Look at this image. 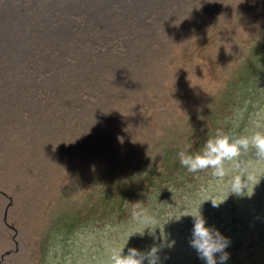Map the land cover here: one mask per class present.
Listing matches in <instances>:
<instances>
[{"label": "rangeland", "instance_id": "obj_1", "mask_svg": "<svg viewBox=\"0 0 264 264\" xmlns=\"http://www.w3.org/2000/svg\"><path fill=\"white\" fill-rule=\"evenodd\" d=\"M96 1L3 5L0 264H109L125 245L205 264L182 216L199 207L230 241L224 264H264V162L250 149L217 178L179 160L218 131H264V0H138L123 20L128 0L89 18ZM236 176L249 196L230 194Z\"/></svg>", "mask_w": 264, "mask_h": 264}, {"label": "clouds", "instance_id": "obj_2", "mask_svg": "<svg viewBox=\"0 0 264 264\" xmlns=\"http://www.w3.org/2000/svg\"><path fill=\"white\" fill-rule=\"evenodd\" d=\"M250 149L255 151V157L258 161L264 162V131L256 130L250 135L239 137H230L228 134L218 131L215 136L204 142L203 148L199 151L190 153L186 149H181L179 160L180 164L189 172L196 173L210 169L213 176L223 178L226 175L225 162L236 161L242 152L246 153ZM251 178L249 175L247 179L250 180ZM247 187V183L240 176H236L231 182L230 194L247 195ZM208 200H211L214 207H218L225 201L218 203L214 199ZM182 216H190L193 219L192 238L189 243L196 250L199 258L205 264H217V254H219L220 264H224L229 259V253L225 251L230 245L228 238L224 237L214 227L206 226V220L200 211V207L195 212ZM134 218H139L144 223L154 222L151 218L139 213L134 214ZM137 233L143 235L144 232ZM125 246L109 248V264H144L145 260L148 264H157L159 247L153 245L147 252H141L135 247H131L125 254Z\"/></svg>", "mask_w": 264, "mask_h": 264}, {"label": "bare ground", "instance_id": "obj_3", "mask_svg": "<svg viewBox=\"0 0 264 264\" xmlns=\"http://www.w3.org/2000/svg\"><path fill=\"white\" fill-rule=\"evenodd\" d=\"M5 1L6 0H3L2 2H0V18H1V24H4V23H7V20H9L10 22H16L15 20H14V17L12 16L11 17V15H9V13H8V8H5L3 5H5ZM30 3H33V0H28ZM78 1V7H77V9H76V12L79 14L80 13V11L82 10V9H84V10H86V8H88L90 5L89 4H87L85 1L86 0H77ZM118 1V3H120V1L119 0H117ZM124 1V0H123ZM128 2H129V4H128ZM128 2L126 1V2H121V4H119L118 5V8H120V9H122L121 11H119L118 12V9H117V15H119V17L123 20V16L124 17H126L127 15L129 16L130 15V13H131V11H129V9H128V7H127V5H129V6H131V5H136L137 3H138V0H128ZM23 3H27V2H23ZM102 4H104L103 3V0H100V1H96V6L97 7H94V8H91L90 9V11L87 13V15H88V17L89 18H91V17H94V18H99V19H104L103 18V16H107V14L106 13H108V12H104V11H99V9L100 8H104V9H106V7H103L102 6ZM31 4H29V6H30ZM92 9L93 10H95V11H92ZM29 10V8H28V6H25V5H22V11H21V14H25L27 11ZM45 10V9H44ZM43 10V11H44ZM50 11L48 12V13H46L47 14V17H50V19L51 20H53V21H55V23H59V22H61L62 21V18L63 17H65L64 15H63V13H61V9L59 8V7H57L56 8V6H54V7H52L51 9H49ZM64 11V10H63ZM112 11H114L113 9H112ZM20 12V11H19ZM18 12V13H19ZM45 12H46V10H45ZM65 12V11H64ZM17 13V14H18ZM127 14V15H126ZM14 15H16V14H14ZM23 15H21V16H23ZM27 16V15H26ZM9 17V18H8ZM106 21V20H105ZM104 21V22H105ZM128 21V20H127ZM7 25H5V26H3V28L4 27H6Z\"/></svg>", "mask_w": 264, "mask_h": 264}]
</instances>
